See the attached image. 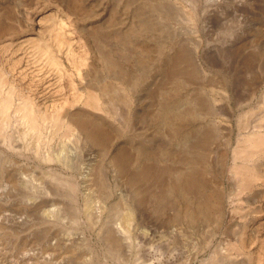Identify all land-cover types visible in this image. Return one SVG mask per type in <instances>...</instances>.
Returning <instances> with one entry per match:
<instances>
[{
	"label": "rangeland",
	"instance_id": "rangeland-1",
	"mask_svg": "<svg viewBox=\"0 0 264 264\" xmlns=\"http://www.w3.org/2000/svg\"><path fill=\"white\" fill-rule=\"evenodd\" d=\"M0 73L101 133L4 128L0 264H264V0H0Z\"/></svg>",
	"mask_w": 264,
	"mask_h": 264
},
{
	"label": "bare ground",
	"instance_id": "bare-ground-1",
	"mask_svg": "<svg viewBox=\"0 0 264 264\" xmlns=\"http://www.w3.org/2000/svg\"><path fill=\"white\" fill-rule=\"evenodd\" d=\"M60 11L62 12L60 15L61 20H63V19H66L67 21L71 20V17L69 16L68 9L60 10ZM33 12H35V13L32 16V19L36 20L37 22H43V21L46 22L49 19L48 18L49 14H50L49 10H43V11L37 10V11H33ZM33 41H34L33 35H31L30 32H24L16 38V41L10 40L9 44H11V43H18V44L32 43ZM87 44H88V42H87ZM68 48H69V46H68ZM48 53H49V50H48ZM100 53H101V51H100ZM36 54H38V53H36ZM102 56L106 59L110 55L106 51H102ZM49 60L53 65H57V62L60 61L59 58L57 56H55L54 53H51ZM170 65L171 64H169V66ZM55 70H58V69H55ZM55 73H57V72L55 71ZM57 74H59V73H57ZM76 74H77V72H76ZM75 82L76 81L73 82V80H72L73 87H75ZM78 87H81V86H78ZM95 93H97V92H95ZM95 93L88 91L86 98L83 99V101H82L83 103H81V104H83L85 109L86 108L90 109V107L100 109L99 101L97 100ZM263 94H264V92H263ZM0 96H1L0 97V136H2L4 141H8V139L6 138L7 134L4 132V128L10 126L11 124L17 125V126L18 125L22 126L21 134L23 137L26 136L28 133H36L35 135H37L39 138V135L42 134V132H43L41 129L42 126L46 125L45 122H47L51 127H54V128L64 127L66 129L67 133L71 134V136L76 141H81V142L83 141L85 143H92V142H95V141L101 139V133L99 132L97 126L95 127L94 125L92 126L90 124L91 122H90V119L88 116H86V117H81V116L75 117L73 115L68 114L69 106H67L66 101H63L64 103H62L59 108H56V107L52 108L48 112H45L43 114L40 111V107L35 102L34 98H32L29 94L22 95L21 91L16 90L15 87L8 81L6 76L3 75V73H0ZM81 97H83V96H81L80 92L76 98H75V95H73V98H72L73 102L75 104L78 103L80 101L79 99ZM16 98L19 99V101L17 103H15ZM58 131H59V129H58ZM242 137L244 139H246L245 141H248V143H249L248 147L246 148L247 151L245 149H241V148L235 150L236 152H234V156H233L234 160L240 156H242L244 159H246V158L253 157L255 154H259V152H264V123L261 125H257V127L255 129H253L248 134L246 133V135H244ZM240 141H241V139H240ZM38 147H39V145H37V148ZM121 157H122L121 155H116V156H114V158L110 159V164L115 171L120 170V164L122 161ZM44 158L51 159L52 155L49 154V152H47V153L45 152ZM231 170L235 176L240 174L239 167L235 165V162L232 165ZM246 172H248V171H246ZM261 176H262L261 170L255 169V168L249 169V177L251 179H253V178L256 179V178H259ZM207 206H208V200H206L203 204L204 208H206ZM107 240L111 244V246H115L117 244V239H116L115 235L112 233H110L107 236Z\"/></svg>",
	"mask_w": 264,
	"mask_h": 264
}]
</instances>
